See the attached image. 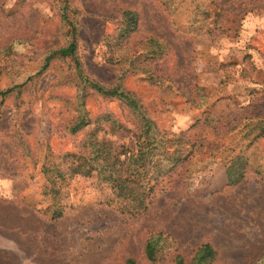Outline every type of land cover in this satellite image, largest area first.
Listing matches in <instances>:
<instances>
[{"label":"rangeland","instance_id":"rangeland-1","mask_svg":"<svg viewBox=\"0 0 264 264\" xmlns=\"http://www.w3.org/2000/svg\"><path fill=\"white\" fill-rule=\"evenodd\" d=\"M66 10L77 28V60L45 67L70 40ZM125 11L138 14V27L121 38ZM150 37L168 52L142 64L143 73L126 56ZM81 75L134 95L156 137L183 132L198 146L207 137L228 147L248 117H264V0H0V92L14 88L0 97V264H178L177 256L186 264L206 243L217 252L213 264H264V175L251 164L231 186L221 154L196 155L201 169L165 175L136 217L121 211L96 173L44 171L67 169V155L83 151L94 126L72 133L81 115L92 122L110 115L124 132L109 139L136 144L137 115ZM202 96L206 103L196 105ZM248 153L264 155V136ZM158 234L153 263L145 246Z\"/></svg>","mask_w":264,"mask_h":264},{"label":"trees","instance_id":"trees-1","mask_svg":"<svg viewBox=\"0 0 264 264\" xmlns=\"http://www.w3.org/2000/svg\"><path fill=\"white\" fill-rule=\"evenodd\" d=\"M167 2L166 4L170 9L177 10L172 1ZM123 19L124 27L120 37L128 38L138 27V14L133 11H125ZM64 20L70 40L65 47L50 53L46 59L45 67L54 59L70 58L77 60V28L75 23L69 19L67 10L65 11ZM167 52V44L150 37L146 40L144 47L141 48V52L137 51L136 47L132 54L129 51L126 62L130 64L140 62L139 71L147 73L148 70L142 64H146L147 61L160 60L164 55H167ZM77 70L79 73L81 72L78 68V62ZM146 78L148 80L153 79L160 86L169 85L166 84V80L154 78L153 74H149ZM81 79L85 85L99 95L121 100L129 110L137 115L140 129L135 136L136 144L133 147L118 146L116 141L109 139L108 132L111 134L119 133V135H123L124 132V127L110 115L99 117L94 122L81 115L71 128L72 133H77L90 125L94 126V129L83 143V151L67 155L72 160L65 170L59 169V165L56 164L48 167L44 166V171L47 174L57 171L56 177L64 178V175L90 177L96 173L113 191L118 204L121 205V211L132 217L139 216L149 209L159 182L164 181L162 179L165 175L173 174L183 166L187 167L189 173L200 170V166L196 164L194 167L195 163L193 164L196 155L209 157L214 155L215 152L221 154L228 182L231 186L240 183L244 179L250 164L259 175H264V164H261L264 155L259 157L258 154H255L253 160H251V154L248 153L250 148L264 136V117H248L247 121L243 123V127H239L237 132L232 133L238 140L234 139V142L229 144L228 147L225 143L206 140V137L204 139L207 141L206 144H202L206 147L204 148L202 145L198 146L196 142H192L183 132L178 134L158 133L156 137L152 133L154 126L151 120L142 112L139 100L131 93L123 90L120 84L108 88L86 77L84 78L83 75H81ZM13 90L14 88L1 91L0 97L7 96ZM205 103L206 100L202 96L201 102L196 105ZM101 134L102 136H100ZM198 161L202 163L203 159L198 158ZM163 163L166 164L162 166ZM48 180L50 188L53 189L56 182L51 178H48ZM162 238V234H158L148 239L145 254L150 262L155 263L158 261ZM216 257L217 252L214 247L206 243L198 247L192 260L186 264H213ZM176 260L178 264H185L181 256H177ZM128 264H136V262L129 260Z\"/></svg>","mask_w":264,"mask_h":264}]
</instances>
